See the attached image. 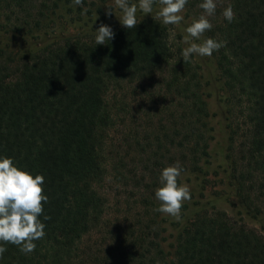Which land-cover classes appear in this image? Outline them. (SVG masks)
<instances>
[{
  "label": "trees",
  "instance_id": "trees-1",
  "mask_svg": "<svg viewBox=\"0 0 264 264\" xmlns=\"http://www.w3.org/2000/svg\"><path fill=\"white\" fill-rule=\"evenodd\" d=\"M201 3L187 0L186 15L203 10ZM158 5L126 29L114 0H0V157L43 175L48 197L39 217L45 235L33 241L35 250L26 254L0 242L6 248L0 264H264V234L200 202L196 209L183 203L172 226V253L162 244L167 238L157 239L146 223L139 233L133 225L124 235L107 231L115 233L109 242L96 240L82 254L84 238L103 224L107 200L101 189L109 171L155 191L162 170L179 162L178 182L190 181V173L200 194L206 189L213 139L206 134L217 115L226 136L224 179L240 208L264 229V0H226L235 18L228 22L221 10L209 18L212 28L197 41L223 42L205 62L217 78L202 73L194 54L183 59V46L170 40L171 26L157 17ZM101 23L115 35L96 45ZM130 87L149 101L154 91L161 97L147 110L149 121L134 120L135 130L122 133L114 146L110 132L128 129ZM212 99L218 111H212ZM154 116L155 133L146 134L141 128L153 125ZM118 148L125 158L139 157L116 163ZM170 148L179 151L176 159ZM149 175L152 181L144 182Z\"/></svg>",
  "mask_w": 264,
  "mask_h": 264
},
{
  "label": "rangeland",
  "instance_id": "rangeland-1",
  "mask_svg": "<svg viewBox=\"0 0 264 264\" xmlns=\"http://www.w3.org/2000/svg\"><path fill=\"white\" fill-rule=\"evenodd\" d=\"M89 1V0H88ZM217 4L216 10H221V13L223 15V11L225 9L226 0H215ZM139 4V3H138ZM137 4V6H138ZM87 7V6H86ZM161 5H158L156 7V12L158 13ZM199 13V14H195ZM204 13V10H197L193 11L194 16L189 15L187 16L185 11L181 13V15L184 17V19L177 25L169 24L171 27L170 32V40L173 44L177 45L178 43L183 46V48L187 47L184 43V37L187 35L186 29L194 19H198L201 14ZM141 14H144L141 10L137 11L136 16H140ZM123 16V13L121 17ZM120 17V18H121ZM215 17V15L211 16ZM210 18V17H209ZM120 22V21H119ZM67 30L72 33L76 31V27L74 25H70L67 27ZM193 42L200 43L197 40H194ZM209 57V56H208ZM208 60L206 56H199L197 54H194V61L198 63L202 67V73L205 74L206 77L217 78L216 72L214 73L213 67L211 66L212 63L208 61V64L205 62ZM166 76L168 75V71L165 72ZM161 76L158 77L157 81L161 80ZM148 85L145 86L148 91H151V88H149L152 83H146ZM155 84V83H154ZM136 88L138 87H130L128 89L129 93L127 95L130 98V102L132 104L130 113L128 118L126 119V124L128 129L125 127L118 126L116 129H113L110 132L109 137V143H113L115 146L117 143H119L118 139L122 136V133L128 132L129 134L135 130V123H133L134 120L136 122L140 123H146L149 121V115L147 110L157 107L159 104L160 95L157 94L156 91H154L153 100L150 99L146 94L142 95V93ZM156 90V89H155ZM215 98V96H214ZM213 100V101H212ZM211 100L212 105V111H218V107H216V102H214V99ZM159 116H154L150 119V122L153 124H149L147 126L141 128L143 132L146 134H153L156 128L154 127L157 119ZM211 124L214 126V130H210V133H207L206 135L213 136V139L211 140V158L210 161V167L209 171L211 174L209 175V183H207L206 189L202 191L200 194V186L197 188L195 187L199 181L197 182L195 179V175L188 173L189 176L187 179L190 181L186 182L184 181V184H187L190 186V189H195L194 193H191V199L185 201L188 205V207L195 206V202H200L201 204H205L207 209L209 211H212L214 208L218 210L225 211L227 213L228 218L236 223V224H245L246 226L250 228H255L259 233L264 234V229L262 226L257 223L254 219H251L249 216H247L244 211L239 206V200L235 195V192L232 187L228 186V182L226 179H224L223 169L228 165L224 155L226 153V136L224 131V126L220 120V116L217 115L214 119H211ZM122 130V131H121ZM140 139L141 136H139ZM112 145V146H113ZM113 148H111L112 150ZM120 150L119 157H113L114 162L118 163L120 161V157H123L125 159V162L130 163L132 159L139 157V155L132 153L129 155L128 158H125L123 155V150ZM172 155H175V159L178 157L179 151L174 148H170ZM235 158L239 157V154L235 152L234 154ZM126 164V163H125ZM129 166V165H128ZM128 166L126 169H122L123 171L127 172ZM121 167V166H120ZM141 173L138 172L137 178L141 177ZM116 176V177H115ZM129 178L123 179L116 175L115 171H109L107 176L105 177L104 183L102 185V191L106 197V209L103 219V224L100 229L97 231H94L90 234V236H86L81 243V249L82 254L86 253L88 250V247L94 246L96 240L105 239V241H110L113 234L107 233V231H117L119 235H124L125 231L127 229L128 225L135 226V233H139L142 226H144L146 223L152 224L151 230H155L159 233H156L153 231L151 234L157 237L159 240H163L162 238L166 237L167 240L165 242H162L166 252L172 253V245L174 243V237L172 235L173 229L172 226L176 224L178 221L175 217L167 215L165 213H160L157 215V206H161V202L156 198L155 191H150V189H146L145 187H135L131 181V175H128ZM185 178V177H184ZM150 175L149 177H145L144 182H151ZM193 191V190H192ZM145 201V202H144ZM196 209V206H195ZM195 212V211H193ZM192 213H189L188 216H192ZM192 218V217H191ZM138 219L141 220V224L138 222ZM107 223V227L105 224ZM137 223L139 225H137ZM102 232H104L102 234ZM151 232V231H150ZM156 233V235H155ZM111 243V242H110ZM96 246V245H95Z\"/></svg>",
  "mask_w": 264,
  "mask_h": 264
},
{
  "label": "clouds",
  "instance_id": "clouds-1",
  "mask_svg": "<svg viewBox=\"0 0 264 264\" xmlns=\"http://www.w3.org/2000/svg\"><path fill=\"white\" fill-rule=\"evenodd\" d=\"M114 2L123 12V16L119 18L120 23L126 29H131L138 24L136 16L138 8L144 14H149L157 2L161 5L157 17L162 18L165 25L179 24L184 19L181 13L187 0H139L138 6L135 3L129 4V0ZM74 3L81 5L83 0H74ZM199 7L204 13L198 19H194L186 29L184 43L188 46L182 52L184 60H188L192 54L211 56L214 50L224 46L223 42H217L212 38H207L202 43L193 42L212 28L209 17L215 14L217 4L215 0H203ZM108 9L107 14L111 15L113 11L111 6H108ZM223 16L228 22L235 18L231 5L224 9ZM96 33V45L105 44L106 40L114 39L115 35L111 26L104 23L100 24ZM181 171L179 162L165 167L160 177L161 186L155 192L156 198L161 202L158 211L177 220L180 219L183 203L191 199L190 186L178 182ZM43 184V175L34 176L14 164L11 157H0V242L19 245L20 250L26 254L35 250L36 245L33 241L42 239L45 235V225L39 219L43 213V202L48 200L44 195ZM5 251L6 248L0 244V258Z\"/></svg>",
  "mask_w": 264,
  "mask_h": 264
}]
</instances>
